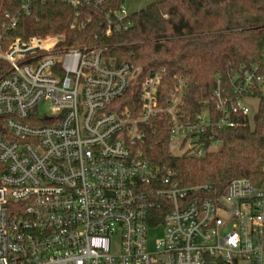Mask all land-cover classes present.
Listing matches in <instances>:
<instances>
[{"label": "built area", "instance_id": "built-area-1", "mask_svg": "<svg viewBox=\"0 0 264 264\" xmlns=\"http://www.w3.org/2000/svg\"><path fill=\"white\" fill-rule=\"evenodd\" d=\"M47 1L22 0L0 15V264H264V182L182 185L143 150L158 118L177 155L220 148L214 129L250 116L247 100L264 80L257 68L234 71L231 93L218 78L213 108L195 119L183 110L184 77L160 104L167 70L156 68L133 114L120 100L142 66L108 59L103 46L67 47L64 34H17L23 16ZM50 1L74 9L72 29L100 21L110 37L133 24L126 0ZM43 101L50 114L40 112Z\"/></svg>", "mask_w": 264, "mask_h": 264}, {"label": "trees", "instance_id": "trees-1", "mask_svg": "<svg viewBox=\"0 0 264 264\" xmlns=\"http://www.w3.org/2000/svg\"><path fill=\"white\" fill-rule=\"evenodd\" d=\"M116 5L124 0H113ZM22 0H0V15L16 12ZM72 7L59 1L36 4L23 16L17 34H64L67 47L103 46L108 59L142 66L138 80L121 98L122 108L137 114L140 84L149 73L165 67L160 104L173 91L179 77L187 83L184 112L195 119L205 106H212L217 79L224 93L234 91L233 73L241 66L256 67L264 79V0H155L132 13V26L105 37L100 21L84 29H72ZM259 110L253 123L249 117L233 128L214 129L221 141L218 150L196 158L175 155L170 149L167 120L158 118L146 128L143 150L153 164L177 171L182 185L214 184L223 189L236 178L264 182V94L255 86ZM0 165V171H1ZM152 222L154 227L161 220Z\"/></svg>", "mask_w": 264, "mask_h": 264}, {"label": "rangeland", "instance_id": "rangeland-1", "mask_svg": "<svg viewBox=\"0 0 264 264\" xmlns=\"http://www.w3.org/2000/svg\"><path fill=\"white\" fill-rule=\"evenodd\" d=\"M153 1L155 0H126L125 4L128 9V12L132 14V13L139 11L141 8L145 7L147 4ZM261 90H262V93L264 94V80H262ZM247 103L251 108L249 117H250L251 122L253 123L254 115L259 107V97L255 96L254 98L248 99ZM40 112L50 114L52 112L51 104L48 101H43L40 104ZM218 149L219 148L215 146L211 148V150H218ZM172 153L177 155L180 152L177 148H173ZM163 233H164V229L162 226H159L153 229L152 231H150L149 243L151 247H153L156 244V242L163 236Z\"/></svg>", "mask_w": 264, "mask_h": 264}]
</instances>
